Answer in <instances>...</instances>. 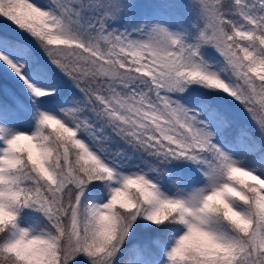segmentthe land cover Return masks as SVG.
I'll use <instances>...</instances> for the list:
<instances>
[{"label":"snow or ice","instance_id":"1","mask_svg":"<svg viewBox=\"0 0 264 264\" xmlns=\"http://www.w3.org/2000/svg\"><path fill=\"white\" fill-rule=\"evenodd\" d=\"M0 264H264V0H0Z\"/></svg>","mask_w":264,"mask_h":264},{"label":"rangeland","instance_id":"2","mask_svg":"<svg viewBox=\"0 0 264 264\" xmlns=\"http://www.w3.org/2000/svg\"><path fill=\"white\" fill-rule=\"evenodd\" d=\"M41 2H43V0H41Z\"/></svg>","mask_w":264,"mask_h":264}]
</instances>
